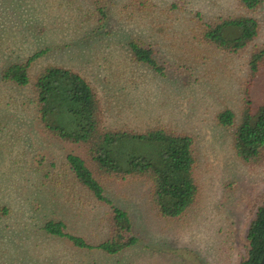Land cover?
Returning a JSON list of instances; mask_svg holds the SVG:
<instances>
[{"label":"rangeland","instance_id":"obj_1","mask_svg":"<svg viewBox=\"0 0 264 264\" xmlns=\"http://www.w3.org/2000/svg\"><path fill=\"white\" fill-rule=\"evenodd\" d=\"M229 17L260 25L241 53L204 38L206 24ZM132 41L153 47L163 74L133 58ZM262 49L264 0L255 11L240 0H0V264H241L264 202V160L243 164L234 139L248 97L253 112L264 106V77L253 78L249 65ZM42 51L33 77L53 66L81 73L108 127H163L194 139L201 193L180 219L160 214L146 180L106 185V197L130 213L140 240L116 256L44 230L61 220L92 245L110 235L108 205L66 171L74 149L39 123L33 88L2 79L11 64ZM227 110L236 115L232 127L218 122Z\"/></svg>","mask_w":264,"mask_h":264},{"label":"trees","instance_id":"obj_2","mask_svg":"<svg viewBox=\"0 0 264 264\" xmlns=\"http://www.w3.org/2000/svg\"><path fill=\"white\" fill-rule=\"evenodd\" d=\"M262 0H240L244 8L255 11ZM204 38L227 53H241L260 34L258 21L250 17H229L206 24ZM134 59L159 74L164 68L155 57L151 45L132 41ZM47 51L13 63L3 72L6 83L34 91L32 104L37 119L57 142L73 147L66 159V171L101 203L108 205L109 238L98 245L69 232L64 221H48L46 233L69 240L75 247L100 250L116 256L139 244L134 234L130 213L114 205L106 197V185L146 180L152 187V200L160 214L167 219H180L198 202L201 193L196 180L194 139L163 127L135 131L108 127L103 109L92 84L80 73L58 66L42 70L33 77L32 65ZM250 68L253 78L264 77V49L253 53ZM236 115L230 110L219 114L221 126L232 127ZM264 106L252 111L248 97L240 123L236 125L234 149L247 166L264 160ZM63 171V170H62ZM55 177L54 185L65 177ZM61 178V179H59ZM247 258L241 264H260L264 256V202L247 232Z\"/></svg>","mask_w":264,"mask_h":264},{"label":"water","instance_id":"obj_3","mask_svg":"<svg viewBox=\"0 0 264 264\" xmlns=\"http://www.w3.org/2000/svg\"><path fill=\"white\" fill-rule=\"evenodd\" d=\"M260 264H264V256H263V258H262V261H261V263Z\"/></svg>","mask_w":264,"mask_h":264},{"label":"crops","instance_id":"obj_4","mask_svg":"<svg viewBox=\"0 0 264 264\" xmlns=\"http://www.w3.org/2000/svg\"><path fill=\"white\" fill-rule=\"evenodd\" d=\"M132 55H133V54H132ZM133 58H134V57H133ZM67 69H68V68H67ZM71 70H72V69H71ZM80 74H81V73H80ZM81 75H82V74H81ZM82 76H83V75H82ZM83 77H84V76H83ZM85 78H86V77H85ZM131 248H132V247H131ZM131 248H130V249H131ZM128 250H129V249H128Z\"/></svg>","mask_w":264,"mask_h":264}]
</instances>
